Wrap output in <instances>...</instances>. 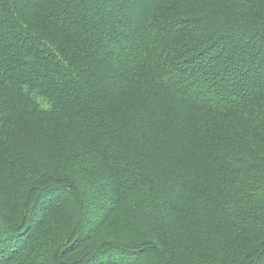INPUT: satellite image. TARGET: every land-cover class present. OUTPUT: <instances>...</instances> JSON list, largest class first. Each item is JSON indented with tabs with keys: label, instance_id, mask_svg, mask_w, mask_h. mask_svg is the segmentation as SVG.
Wrapping results in <instances>:
<instances>
[{
	"label": "trees",
	"instance_id": "16d2710c",
	"mask_svg": "<svg viewBox=\"0 0 264 264\" xmlns=\"http://www.w3.org/2000/svg\"><path fill=\"white\" fill-rule=\"evenodd\" d=\"M90 262L264 264V0H0V264Z\"/></svg>",
	"mask_w": 264,
	"mask_h": 264
},
{
	"label": "snow or ice",
	"instance_id": "6c2138e0",
	"mask_svg": "<svg viewBox=\"0 0 264 264\" xmlns=\"http://www.w3.org/2000/svg\"><path fill=\"white\" fill-rule=\"evenodd\" d=\"M87 251V250H86ZM90 264H91V262H90Z\"/></svg>",
	"mask_w": 264,
	"mask_h": 264
},
{
	"label": "rangeland",
	"instance_id": "374dc122",
	"mask_svg": "<svg viewBox=\"0 0 264 264\" xmlns=\"http://www.w3.org/2000/svg\"><path fill=\"white\" fill-rule=\"evenodd\" d=\"M257 82H258V80H257Z\"/></svg>",
	"mask_w": 264,
	"mask_h": 264
}]
</instances>
